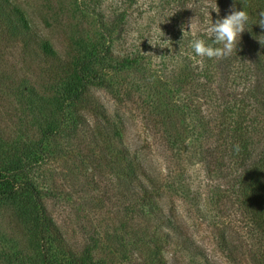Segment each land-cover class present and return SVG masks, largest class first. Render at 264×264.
Listing matches in <instances>:
<instances>
[{
	"label": "rangeland",
	"instance_id": "obj_1",
	"mask_svg": "<svg viewBox=\"0 0 264 264\" xmlns=\"http://www.w3.org/2000/svg\"><path fill=\"white\" fill-rule=\"evenodd\" d=\"M14 1L23 8L30 22L32 20L33 25L51 39L58 51L70 45L86 49L91 47L92 40H102L111 48L113 58H139L136 67L117 76L118 83L122 81L125 87L121 96L123 101L115 102L124 114L127 140L143 146L144 152L148 150L162 172L166 173L170 167L174 170L180 167L178 172L188 180L191 195L184 199L171 192L177 211L183 214L193 237L210 256L217 257L220 264H232L215 243L213 227L226 218L216 220L215 211L208 202L207 191L202 185L203 175L207 173L203 170L206 156L201 150L212 143L206 135L209 127L206 120L215 115L216 105L241 94L244 88L235 85L234 66L244 59L240 51L249 49L250 31L256 29L257 23L258 26L261 24V15L252 16L257 11L250 4L246 5L248 0L245 4L243 0ZM233 7L235 10L243 8L249 14L246 29L234 51L238 52L237 57L230 60L228 57L196 56L189 46L191 40L207 39L205 25L210 18L215 22L229 14ZM215 8L218 12L212 10ZM43 58L40 49L24 51L19 41L0 27L2 162L10 160L6 149L16 145L22 149L39 138L34 119L38 101L35 89L39 88L37 77L41 74L39 63ZM188 65L190 72L185 69ZM208 77L213 79L208 82ZM256 79L263 80L259 76ZM178 80L180 85H176ZM152 88L171 95L174 103L185 97L186 90H194L188 100L182 101L190 107L177 118L170 117L167 123V128L174 133L178 130L184 140V143H174L173 146L179 147L176 152L168 150L162 143L160 125L152 120L154 110L144 102L150 97ZM93 93L102 102L111 104L113 101L105 90H94ZM75 144L67 135L56 139V153L39 169L31 168L28 176L41 191L64 242L74 252L85 254L87 263L140 264L136 259L139 251L134 250L131 243L133 230L129 224L126 228L121 225L123 198L115 174L103 163L97 166L90 159L89 150L95 148L91 142L78 140ZM95 153L98 150L95 149ZM22 155L27 166L35 162L32 154ZM18 176L22 179L26 175ZM30 204L27 196L10 204L0 201V264H29L25 261L27 254L30 253L31 258L30 255L37 253V240L33 234L24 237V228L16 227L20 217L29 221L33 216ZM4 253L9 258L2 256ZM178 256L182 264H191L187 256Z\"/></svg>",
	"mask_w": 264,
	"mask_h": 264
},
{
	"label": "trees",
	"instance_id": "obj_2",
	"mask_svg": "<svg viewBox=\"0 0 264 264\" xmlns=\"http://www.w3.org/2000/svg\"><path fill=\"white\" fill-rule=\"evenodd\" d=\"M249 4L257 11L252 16L264 11V0H248ZM0 23L24 51L36 47L44 57L39 63V88L35 89L39 138L22 149L18 145L6 149L10 160L0 161V201L10 204L23 196L31 200L33 216L29 221L20 217L16 226L24 228V237L33 234L37 240V253L31 258L28 253L25 261L94 264L67 246L41 191L28 176L31 168L39 169L56 153L55 140L67 135L75 145L78 140L91 142L95 148L89 150L90 159L115 174L123 198L121 225L126 228L129 224L133 230L131 243L139 251L136 259L140 264H182L178 254L187 256L191 264H220L193 237L173 203L171 192L184 199L191 195L188 180L178 172L180 167L162 172L148 150L144 152L143 146L127 140L124 114L116 105L123 101L125 87L117 76L136 67L139 58H113L111 48L102 40H92L86 49L70 45L58 51L14 0H0ZM250 36L249 49L240 51L244 59L234 66L235 85L244 88L241 94L216 105L215 115L206 120V135L212 143L201 150L206 156L202 185L208 202L216 220L226 218L212 226L215 243L232 264H264V24L257 23ZM237 55L233 52L227 57L232 60ZM185 69L190 72L191 67ZM258 76L263 80H257ZM180 84L178 80L176 85ZM99 89L111 94V104L94 96L93 91ZM193 92L186 90L183 99L188 100ZM149 95L144 102L154 110L152 120L160 125L162 143L176 152L179 147L174 143L184 140L178 130H169L167 123L190 106L183 105V99L174 103L161 89L152 88ZM26 152L34 156L35 162L29 166L23 163ZM19 173L26 176L20 179ZM2 256L9 258L6 253Z\"/></svg>",
	"mask_w": 264,
	"mask_h": 264
},
{
	"label": "clouds",
	"instance_id": "obj_3",
	"mask_svg": "<svg viewBox=\"0 0 264 264\" xmlns=\"http://www.w3.org/2000/svg\"><path fill=\"white\" fill-rule=\"evenodd\" d=\"M218 12V8L212 9ZM262 19L261 24H264V11L260 13ZM210 18V14H209ZM249 21L248 12L240 8L233 10L222 18L205 25L207 39L194 38L190 42V47L195 55L201 58H223L230 56L238 46L241 33L246 29ZM239 150L238 146H234Z\"/></svg>",
	"mask_w": 264,
	"mask_h": 264
}]
</instances>
